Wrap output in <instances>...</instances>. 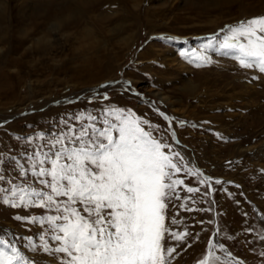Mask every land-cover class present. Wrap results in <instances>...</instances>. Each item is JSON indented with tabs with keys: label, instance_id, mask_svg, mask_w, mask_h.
<instances>
[{
	"label": "rangeland",
	"instance_id": "374dc122",
	"mask_svg": "<svg viewBox=\"0 0 264 264\" xmlns=\"http://www.w3.org/2000/svg\"><path fill=\"white\" fill-rule=\"evenodd\" d=\"M0 2V152L15 154L26 146L24 137L41 130L51 133L69 113L93 111L98 104H89L88 97L100 84L130 79L143 98L117 86L109 90L111 99L105 103L132 108L164 125L148 107V101H155L167 114L196 124L177 129L180 150L204 173L234 182L213 185L217 189L212 197L214 212L182 211L181 201L169 206L167 216L179 213L176 218H183L192 234L185 243L169 240V246L176 248L171 264H195L214 228L197 221L210 219L234 236L224 242L237 257L246 264H264L259 255L264 242L256 241L255 233L244 232L246 226H260L253 219V208L264 212V173L260 171L264 169V74L241 69L231 57L219 54L210 53L214 63L201 68L179 56L182 49L199 50L204 38L225 24L264 15V0ZM49 10L58 16L67 14L52 31L47 28L54 20L48 18ZM170 36L175 39H159ZM253 75L260 78L251 81ZM217 132L224 139H218ZM226 161L233 163L229 166ZM185 183L198 186L194 178H185ZM222 188L233 195L229 197ZM180 195L190 194L181 190ZM44 212L0 203V234L10 233L11 240L35 237L41 231L38 225L15 221L13 216ZM172 227L182 231L184 225ZM196 233L199 240L194 238ZM29 255L39 264H58L42 252Z\"/></svg>",
	"mask_w": 264,
	"mask_h": 264
},
{
	"label": "snow or ice",
	"instance_id": "6c2138e0",
	"mask_svg": "<svg viewBox=\"0 0 264 264\" xmlns=\"http://www.w3.org/2000/svg\"><path fill=\"white\" fill-rule=\"evenodd\" d=\"M210 53L231 57L241 69L264 74V15L225 24L206 36L199 50L182 49L179 56L201 68L214 63ZM259 78L253 75L251 81ZM117 86L143 98L130 79L107 81L88 97L89 104H98L93 111L69 113L51 133L41 130L24 137L26 146L15 154L0 152V203L45 210L41 215L13 216L15 221L38 225L41 231L18 240L9 239L10 233L0 234V264H39L29 255L37 252L58 264H171L176 248L169 246V240L185 243L192 234L183 218H176L179 213L167 216L169 206L181 201L182 211L214 212L213 185L234 183L207 175L180 150L177 129L196 124L167 114L155 101H148V107L164 125L132 108L105 103L111 99L109 90ZM215 135L224 139L218 132ZM185 178H194L198 186L187 185ZM181 190L190 195L181 197ZM221 190L233 195L227 188ZM200 203L209 206L195 207ZM253 211L260 226H246L244 232L255 233L254 239L264 242V212ZM243 215L247 218L249 213ZM197 223L213 225L214 230L195 264H246L226 246L224 241L234 236L215 219ZM180 225L182 231L172 227ZM199 236L196 233L194 238ZM259 255L264 257V251Z\"/></svg>",
	"mask_w": 264,
	"mask_h": 264
},
{
	"label": "bare ground",
	"instance_id": "6f19581e",
	"mask_svg": "<svg viewBox=\"0 0 264 264\" xmlns=\"http://www.w3.org/2000/svg\"><path fill=\"white\" fill-rule=\"evenodd\" d=\"M1 3V2H0ZM40 6V5H39ZM42 9V8H41ZM54 11V10H53ZM67 15V14H66ZM66 15H61V16H58L57 15V13H55V12H53L52 13V10H49V13H48V18L49 19H54L52 22H50L49 23V27H47L48 29L50 28V30L52 31V30H54L55 28H57L58 27V24L60 23V21H62L63 20V17H65ZM2 15H0V22H1V20H2ZM65 18H67V17H65ZM5 28V27H4ZM5 31V30H4ZM50 31V32H51ZM202 78V77H201ZM200 78V79H201ZM202 80H204L203 78H202ZM196 89V88H195ZM255 208V210L256 211H258L257 210V208L256 207H254Z\"/></svg>",
	"mask_w": 264,
	"mask_h": 264
},
{
	"label": "water",
	"instance_id": "95a60500",
	"mask_svg": "<svg viewBox=\"0 0 264 264\" xmlns=\"http://www.w3.org/2000/svg\"><path fill=\"white\" fill-rule=\"evenodd\" d=\"M207 174V173H206ZM207 175H209V174H207ZM213 230H214V228H213Z\"/></svg>",
	"mask_w": 264,
	"mask_h": 264
}]
</instances>
